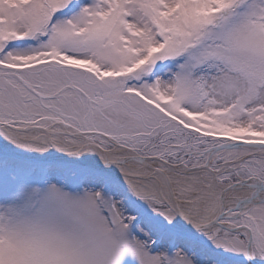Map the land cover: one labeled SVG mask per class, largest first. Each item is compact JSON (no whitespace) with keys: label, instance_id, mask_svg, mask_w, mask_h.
I'll return each instance as SVG.
<instances>
[{"label":"snow or ice","instance_id":"snow-or-ice-1","mask_svg":"<svg viewBox=\"0 0 264 264\" xmlns=\"http://www.w3.org/2000/svg\"><path fill=\"white\" fill-rule=\"evenodd\" d=\"M0 264H264V0H0Z\"/></svg>","mask_w":264,"mask_h":264}]
</instances>
